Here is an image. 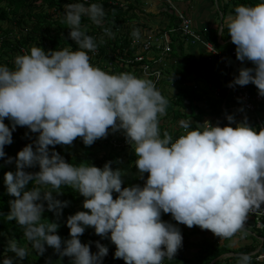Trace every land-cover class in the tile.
Masks as SVG:
<instances>
[{
    "label": "clouds",
    "instance_id": "obj_1",
    "mask_svg": "<svg viewBox=\"0 0 264 264\" xmlns=\"http://www.w3.org/2000/svg\"><path fill=\"white\" fill-rule=\"evenodd\" d=\"M63 16L77 50L45 51L34 45L15 57L14 67L0 65V158L13 143L16 126L39 133L34 143L8 158L16 171L5 173L7 192L16 197L7 219L17 221L31 248L43 255L45 245L53 247L61 257H71L72 264H103L108 247L97 241L98 251L92 253L90 244L80 239L93 227L97 235L110 238L115 258L125 264H163L183 246L180 229L162 219L167 213L188 227L210 230L220 240L238 233L246 237L249 214L264 211V128L245 123L232 127L229 115L230 123L223 127L205 122L192 129L190 120H181L184 133L177 139L167 131L161 135L160 118L167 115L169 101L154 82L130 72H106L91 63L89 53L106 42L104 36L115 38L103 27V5L77 0L64 5ZM84 17L103 28L99 41L87 33ZM226 26L237 59L255 65L242 67L229 86L252 83L264 96V0L237 5ZM131 35L135 42L140 31ZM5 118L12 121L11 128ZM110 131H123L135 152L138 174L148 173L143 186L122 187L125 172L114 170L112 162L102 168L77 165L54 147L50 151L49 146L71 145L78 137L91 146ZM37 165L39 172L25 171ZM30 181L34 187L25 191ZM62 186L82 195L88 210L68 217V240L57 234L58 223L42 222L44 201L57 217L68 206L53 195L62 194ZM7 250L21 259L29 255L28 247L16 239L9 240ZM252 256L241 253L235 264H253ZM257 260L264 262V254ZM3 264H14V258L6 256Z\"/></svg>",
    "mask_w": 264,
    "mask_h": 264
},
{
    "label": "trees",
    "instance_id": "obj_2",
    "mask_svg": "<svg viewBox=\"0 0 264 264\" xmlns=\"http://www.w3.org/2000/svg\"><path fill=\"white\" fill-rule=\"evenodd\" d=\"M121 3L122 0H92L91 3H100L103 5L106 16L104 19L103 27H108L112 32L116 28L120 31L124 29L128 32L122 34L123 41L119 44L116 42H107L103 47L99 45L101 53L98 60H104L110 52L114 53V61L120 56L133 57L135 49L131 47L128 39V34L132 33L131 23L135 20L139 23L140 18V2L129 1L125 6H119L114 2ZM67 0H0V65H7L10 68L14 67V59L18 54H24L21 48H25L26 53L34 45H38L48 50H56L62 48H69L70 50H77L78 45L73 41L70 36L68 26L63 22L64 5ZM260 0H224L223 6L219 5V11L224 16L230 17L234 14V8L239 4L255 5ZM71 3V2H70ZM90 3V4H91ZM68 4V3H67ZM149 15L146 16V18ZM170 25L177 26L178 21L175 13L170 14ZM143 29H147L148 24L145 19L141 21ZM82 25L86 26L87 33L93 36V32L89 27L92 26L97 30L100 35L103 32L101 26L93 24L87 17L82 18ZM205 37L215 46L220 47L219 43V30L215 28H208L201 31ZM124 35V36H123ZM173 37V51L167 58V68L164 70V80L173 78L176 86L172 87L167 84V91L161 90L162 94L168 99L167 115L160 118V132L161 135L165 131L169 132L173 139H177L184 133L179 125L181 120H190L192 122L191 128L195 129L203 124V117H213V120H218L221 117L224 119L220 125L228 124L229 121L226 117L232 115L236 110L235 108L243 109L242 104L238 98H235L229 91L228 85L230 81L233 82L235 77L239 75L238 70L230 76H221L217 70L213 58L209 55H196L193 53H186L184 40L180 34H174ZM224 42H231V37L228 33V28L224 27L221 33ZM175 39L179 43L175 44ZM236 45L233 43V47ZM124 49L126 51H124ZM96 61V60H95ZM92 61V64L95 63ZM246 62H250L247 61ZM255 65L252 64L251 68ZM107 72V71H106ZM121 72H130L136 75L135 65L125 67V65L116 64V68L110 73L118 74ZM138 76V75H137ZM163 80V81H164ZM202 80L209 84L210 90L202 91L199 87L190 88L188 84ZM178 83V84H177ZM163 84V83H162ZM166 86V82H164ZM236 87V85L234 86ZM253 93H258L257 87L251 83ZM250 120V119H249ZM5 121H11L5 118ZM212 124V122H211ZM9 126V125H8ZM249 126L257 129L253 123ZM191 130V129H190ZM258 130V129H257ZM13 143L5 146L6 156L0 158V264L6 256L14 258V264H72L71 257H61L53 247L47 246L43 255L37 253L31 248L29 242L24 238L23 229L15 219L8 220L7 216L11 212L10 201L16 199L7 192L5 184V173L8 171H16V165L13 160L12 163H7L9 157L15 158L17 153L30 143H34L39 133L32 132L30 129L20 130L18 133L13 132ZM35 147V145H34ZM50 151L53 149L58 152L68 163L73 164H94L97 167H103L105 163L112 162L111 166L115 169H121L125 172L123 176L124 183L122 187H128L139 184L143 186L147 179L148 173L143 177L134 173L137 170L135 166L136 155L132 147L127 146H114L110 139H98L91 146H86L82 138H77L71 145H55L49 146ZM39 166L27 168L25 171L36 173L39 172ZM34 187V181H30L26 186L25 191L31 190ZM62 194L57 195L53 193L54 197L61 201H68V206L62 210V215L57 217L54 211L47 208V201H44L45 210L43 213L44 223L56 222L60 225L57 234L61 236L62 240L70 239V228L67 226V219L70 215H74L78 211H88L83 208L84 197L77 191L70 187L62 186L59 190ZM118 194L113 193L114 198ZM162 219L168 222L173 219L170 213L162 214ZM179 228L183 238L190 241L189 237L191 231L174 219L170 222ZM264 237V232L261 233ZM10 239H16L20 246H26L29 249V255L24 258L16 257V254L7 250L8 242ZM81 242L90 244L92 253H96L98 248L96 242L108 247L109 252L103 258V264H125L122 258H115L116 245L111 242L110 238H104L95 233L93 227L86 228L85 232L80 236ZM195 246V244L190 243ZM199 247L197 255L202 264H210L214 259L227 253L228 249L218 248L213 242L202 239L196 243ZM181 250L172 260L165 259L163 264H187L191 263L190 257ZM250 249L244 247L240 249L239 253H248ZM185 260V262H183ZM214 264H222L220 261Z\"/></svg>",
    "mask_w": 264,
    "mask_h": 264
},
{
    "label": "built area",
    "instance_id": "obj_3",
    "mask_svg": "<svg viewBox=\"0 0 264 264\" xmlns=\"http://www.w3.org/2000/svg\"><path fill=\"white\" fill-rule=\"evenodd\" d=\"M129 1L134 0H122L119 4L116 1L114 4L119 6H125ZM164 3L169 4L170 10H174L175 16L178 21V25L171 26L169 29H158L153 30L151 28L143 29L142 25H139L138 22H132L131 30H139L140 38L134 42V37L131 34H128V39L130 41V45L135 49L133 53V57L129 56L123 57L120 56L114 61V57L116 55L112 52L102 61L98 60L99 54L101 50L98 47V50L95 53H89L92 61H95L93 65L100 67L101 69L111 72L116 68V64L125 65V67H130L131 65H135L136 75L142 76L154 82L156 87L161 91H167V84L172 87L176 86V82L173 78H168L166 81L164 80V70L167 68V58L173 51V37L174 34H180L182 39L184 40L185 50L187 46L192 45H200L205 51L208 53L209 58H213L215 61L222 65V76H230L234 73V71L239 70L242 67L251 68L253 64L251 61L246 62L240 61L236 56V47L227 49L225 52L223 50V40L222 37H219L220 47L215 46L211 43L205 35L195 30L193 26V21L189 14L186 12L179 10V8L174 4L173 0H160ZM70 2H77V0H67L66 3H62V5H66ZM80 2H85L86 4H90L92 0H80ZM90 31H92L93 37L99 41L100 37L104 35L102 32L100 35L97 33V30L92 26L89 27ZM128 32L127 30L120 31V28H116L114 33V39H109L107 36H104L105 43L100 44V46H104L107 42H116L119 41V44L122 43L123 38L122 34ZM124 36V35H123ZM179 43L177 39H175V44ZM127 50V49H126ZM124 49V51H126ZM21 51L25 54V48H21ZM164 80V81H163ZM166 82V86L164 85ZM163 83V84H162ZM232 82L227 83L228 91L235 97L240 100V103L243 106V109L236 108L238 114L242 116V119L245 120V124L249 125L250 121L254 124V126L259 130L264 128V96H260L258 93H253L251 89V83L246 86H229ZM185 85L192 86L191 82ZM192 88V87H191ZM250 119V120H249ZM9 127L12 126V121H4ZM29 129L27 126H16L14 133H18L20 130ZM105 139H110L114 146H127L128 148L132 147L127 141L123 131L109 132V135ZM264 207V205H262ZM248 218H253L256 221V227L260 230H264V211H257L254 213H250ZM264 253H255L253 255L252 260L254 264H263L264 262H260L257 260V256Z\"/></svg>",
    "mask_w": 264,
    "mask_h": 264
},
{
    "label": "crops",
    "instance_id": "obj_4",
    "mask_svg": "<svg viewBox=\"0 0 264 264\" xmlns=\"http://www.w3.org/2000/svg\"><path fill=\"white\" fill-rule=\"evenodd\" d=\"M137 1L140 2V9H141V11H139L140 15H144L142 18H139L140 25L143 24L141 21L145 19V21L148 24H150V25H146V27L151 28L153 30L164 29V28L169 29V27L172 26V24L170 25V19H171L170 15L159 14L160 11L164 12V10L168 9L169 4L164 3L160 0H137ZM173 2L179 8V10H182L190 15L195 30L200 33L202 30L205 31L208 28H215L219 30V37H221L222 29L224 27H227L226 25L229 16L224 19V16L221 14L220 11L219 12L221 16L220 14L218 15L215 7L217 1L214 2V0H173ZM147 15L149 16L146 18ZM195 46H198L200 48L196 47L195 51L193 47L192 50H189L188 48L186 50V53L195 52L196 55L202 54L208 56V53L205 51V49L202 46L200 45H195ZM223 47L226 49H231L233 47V43L223 42ZM213 62L215 63L217 70L221 76L222 65L215 60ZM222 77L223 76H221V79ZM191 84H192L191 87L198 86L199 89L202 91L204 90L208 91V88L210 89L209 84L203 82L202 80L198 81L197 84H195L192 81ZM234 113L235 111L232 113L231 116L233 118H236L234 117ZM237 116L239 117L238 112H237ZM206 118H209V120L214 119L213 117L205 116V118H203L204 123L209 121V120H204ZM223 119L224 117H221L220 123ZM226 125L227 124H224L223 126ZM184 226L188 229V231H191L192 233L189 237L190 241H187L188 238L187 239L183 238V242L185 243V249L183 250V252L185 254L186 252L187 254H191V255L197 254L199 251V247L196 246V243L200 242L204 238L206 240L213 242L218 248L223 247L224 249H228L226 251L227 253H224L221 256V259L218 260V261H223V263L225 261L226 264H235L237 257L241 254L238 251L244 247H248L250 249L248 253H251L253 255L259 252L264 253V237L261 236L262 235L261 233H263L264 230H260L256 227V221L253 218H248L245 221V229L248 232V235L244 238H241V234L238 233L232 239L220 240V238L214 235L210 230L201 229L199 226H193V227H188L187 225ZM199 230H201L200 237H199ZM204 235H206L207 237ZM202 236L203 238H201ZM190 243L195 244V246L191 245Z\"/></svg>",
    "mask_w": 264,
    "mask_h": 264
},
{
    "label": "rangeland",
    "instance_id": "obj_5",
    "mask_svg": "<svg viewBox=\"0 0 264 264\" xmlns=\"http://www.w3.org/2000/svg\"><path fill=\"white\" fill-rule=\"evenodd\" d=\"M215 1H217V3H216V5H215V7H216V10H217V13H218V15L220 14V12H219V5H221V6H223V3H224V0H214V2ZM174 13V10L172 9V10H168V9H166V10H164V12H162V11H160L159 12V14H163V15H170V14H173ZM140 16V18H142L144 15H139ZM220 16H221V14H220ZM194 48V51H195V49H196V47H198V46H195V45H192V44H190L188 47H186V49H188L189 48V50H192L193 48ZM198 48H200V47H198ZM223 48V50L226 52L227 51V49L226 48H224V47H222ZM178 84V83H177ZM200 86V85H199ZM201 87V86H200ZM202 88V87H201ZM208 90H210L209 88H208ZM234 117H236V118H234L233 119V122H231V125H232V127H236L237 126V124H239V123H245V120H243L241 117H240V115H239V117L237 116V111H235V113H234ZM203 118H205V116L203 117ZM220 119L221 118H219L218 120H209V118H206V119H204V120H209L208 122H212V125L213 126H216V125H219V126H221L220 125ZM204 122V121H203ZM202 124V123H201ZM204 124V123H203ZM229 124V123H228ZM227 124V125H228ZM201 126V125H200ZM221 127H223V126H221ZM134 173H137L138 174V169L137 170H135L134 171ZM139 175V174H138ZM145 182H146V180H145ZM144 182V183H145ZM173 218V217H172ZM173 219H170L168 222L170 223L171 221H172ZM179 228H183V226H181V227H179ZM200 235H201V230H199V237H200ZM204 236H206V235H204ZM207 237V236H206ZM201 238H203V236L201 237ZM230 244V243H229ZM181 249H185V243L183 242V246L179 249V250H181ZM182 250V251H183ZM186 256L187 257H190V259L192 260L191 261V263H187V264H202L201 262H200V260H199V256L197 255V254H195V255H191V254H187V252H186ZM222 256V255H221ZM220 256V257H221ZM183 262H185V260L183 261ZM222 264H226V262L224 261V263H223V261H220ZM186 264V263H185Z\"/></svg>",
    "mask_w": 264,
    "mask_h": 264
},
{
    "label": "water",
    "instance_id": "obj_6",
    "mask_svg": "<svg viewBox=\"0 0 264 264\" xmlns=\"http://www.w3.org/2000/svg\"><path fill=\"white\" fill-rule=\"evenodd\" d=\"M221 257L216 258L215 260H213L210 264H214L216 261H218Z\"/></svg>",
    "mask_w": 264,
    "mask_h": 264
}]
</instances>
